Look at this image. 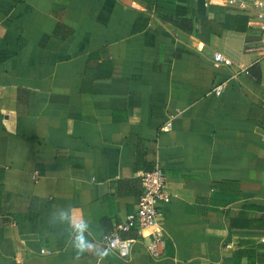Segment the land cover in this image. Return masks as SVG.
<instances>
[{
    "label": "crops",
    "instance_id": "1",
    "mask_svg": "<svg viewBox=\"0 0 264 264\" xmlns=\"http://www.w3.org/2000/svg\"><path fill=\"white\" fill-rule=\"evenodd\" d=\"M228 16L224 0H0V264H264V67ZM157 165L162 255L130 231L123 260L103 240Z\"/></svg>",
    "mask_w": 264,
    "mask_h": 264
},
{
    "label": "built area",
    "instance_id": "2",
    "mask_svg": "<svg viewBox=\"0 0 264 264\" xmlns=\"http://www.w3.org/2000/svg\"><path fill=\"white\" fill-rule=\"evenodd\" d=\"M212 3V0H208ZM227 7L243 15L259 34V40L252 45H247V51L258 53L250 67L259 66L264 62V0H224ZM213 66L216 69H232L233 62L222 53H214ZM222 87H215L211 94L220 95ZM141 194L136 211L128 215L115 229L114 232L105 236L103 245L106 250L115 253L119 258L128 259L135 239H126L122 234L134 230L137 239H148L147 253L153 259H158L163 252L164 240L162 225L161 206L169 201L170 195L167 190L166 178L160 166L144 172L139 177ZM44 253V252H42Z\"/></svg>",
    "mask_w": 264,
    "mask_h": 264
},
{
    "label": "clouds",
    "instance_id": "3",
    "mask_svg": "<svg viewBox=\"0 0 264 264\" xmlns=\"http://www.w3.org/2000/svg\"><path fill=\"white\" fill-rule=\"evenodd\" d=\"M55 219L60 222L71 223L70 214L67 211L60 210L56 213ZM89 229V224L86 220H82L73 225V231L75 232V246L81 251L91 250L92 244L86 239V232Z\"/></svg>",
    "mask_w": 264,
    "mask_h": 264
},
{
    "label": "trees",
    "instance_id": "4",
    "mask_svg": "<svg viewBox=\"0 0 264 264\" xmlns=\"http://www.w3.org/2000/svg\"><path fill=\"white\" fill-rule=\"evenodd\" d=\"M180 2H186V0H179ZM225 23H226V27L230 28V30H238L241 28L242 25H244L246 23V18L245 17H232V16H228L225 18ZM140 180V179H139ZM134 231V230H131ZM129 233V232H128ZM123 237V236H122ZM124 238V237H123Z\"/></svg>",
    "mask_w": 264,
    "mask_h": 264
},
{
    "label": "rangeland",
    "instance_id": "5",
    "mask_svg": "<svg viewBox=\"0 0 264 264\" xmlns=\"http://www.w3.org/2000/svg\"><path fill=\"white\" fill-rule=\"evenodd\" d=\"M260 65H262V67H264V62H262Z\"/></svg>",
    "mask_w": 264,
    "mask_h": 264
}]
</instances>
